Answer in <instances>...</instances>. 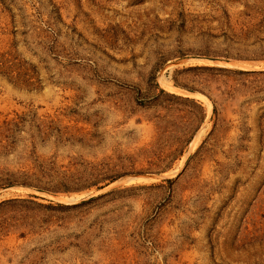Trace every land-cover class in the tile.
I'll list each match as a JSON object with an SVG mask.
<instances>
[{
    "label": "rangeland",
    "instance_id": "374dc122",
    "mask_svg": "<svg viewBox=\"0 0 264 264\" xmlns=\"http://www.w3.org/2000/svg\"><path fill=\"white\" fill-rule=\"evenodd\" d=\"M0 264H264V0H0Z\"/></svg>",
    "mask_w": 264,
    "mask_h": 264
},
{
    "label": "bare ground",
    "instance_id": "6f19581e",
    "mask_svg": "<svg viewBox=\"0 0 264 264\" xmlns=\"http://www.w3.org/2000/svg\"><path fill=\"white\" fill-rule=\"evenodd\" d=\"M194 62H197V63H199V64L214 65V63H213V62H210V61L197 60V61H194ZM184 95L194 97L193 95L186 94V93H185ZM196 97H197V98H202V97H200V96H198V95H197Z\"/></svg>",
    "mask_w": 264,
    "mask_h": 264
}]
</instances>
